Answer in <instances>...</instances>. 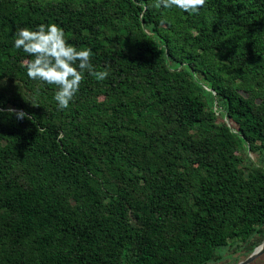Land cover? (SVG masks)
I'll return each instance as SVG.
<instances>
[{
	"label": "trees",
	"instance_id": "16d2710c",
	"mask_svg": "<svg viewBox=\"0 0 264 264\" xmlns=\"http://www.w3.org/2000/svg\"><path fill=\"white\" fill-rule=\"evenodd\" d=\"M154 3L0 0V264H213L263 243L264 0ZM49 23L109 72L63 111L14 47Z\"/></svg>",
	"mask_w": 264,
	"mask_h": 264
},
{
	"label": "clouds",
	"instance_id": "9594fccd",
	"mask_svg": "<svg viewBox=\"0 0 264 264\" xmlns=\"http://www.w3.org/2000/svg\"><path fill=\"white\" fill-rule=\"evenodd\" d=\"M206 2L207 0H155L154 7L178 8L193 15L199 14ZM14 47L22 49L31 57L24 61L29 79L56 86L54 100L61 111L70 107L80 91L85 73L97 81H103L109 75L107 70L95 71L91 63L92 49H78L70 44L64 29L56 23L40 24L35 30L18 27L15 32ZM3 111L4 109L0 108V112ZM7 112L15 115L18 120L32 118L23 109L8 108Z\"/></svg>",
	"mask_w": 264,
	"mask_h": 264
},
{
	"label": "rangeland",
	"instance_id": "374dc122",
	"mask_svg": "<svg viewBox=\"0 0 264 264\" xmlns=\"http://www.w3.org/2000/svg\"><path fill=\"white\" fill-rule=\"evenodd\" d=\"M252 160L257 161V158L253 155H251ZM235 248L232 246L221 250L220 257L221 260L218 262H215L213 264H235L237 262H243L247 258L242 257L241 255H238L236 252H234ZM252 264H264V254L256 259Z\"/></svg>",
	"mask_w": 264,
	"mask_h": 264
},
{
	"label": "water",
	"instance_id": "95a60500",
	"mask_svg": "<svg viewBox=\"0 0 264 264\" xmlns=\"http://www.w3.org/2000/svg\"><path fill=\"white\" fill-rule=\"evenodd\" d=\"M264 254V241L263 243L255 249V251L243 262L238 264H252L256 259L261 257Z\"/></svg>",
	"mask_w": 264,
	"mask_h": 264
}]
</instances>
